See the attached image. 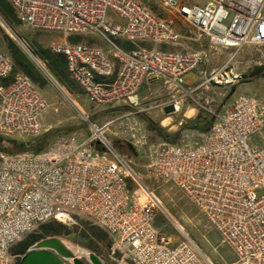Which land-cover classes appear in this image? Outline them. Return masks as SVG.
I'll return each instance as SVG.
<instances>
[{"label": "built area", "instance_id": "2783aa9c", "mask_svg": "<svg viewBox=\"0 0 264 264\" xmlns=\"http://www.w3.org/2000/svg\"><path fill=\"white\" fill-rule=\"evenodd\" d=\"M160 1L213 46L264 45V0ZM7 2L19 22L33 30L94 34L107 42L106 48L85 42L51 46L65 56L71 79L91 104H135L144 85L160 82L170 94L173 112L181 110L184 100H194L195 90L185 78L204 63L203 54L141 47L144 42L157 46L179 39L171 24L142 1ZM122 39L134 46V54H126ZM16 42L51 77L32 45L20 36ZM4 67H13V85H6ZM92 75H99L102 85L93 84ZM104 79H111V86H104ZM195 104L214 117L202 141L158 145L150 150L145 175L172 182L193 203L233 250L236 259L224 264H264V150L250 143L264 130V96H240L221 114ZM47 107L38 86L0 50V135L39 136ZM112 125L90 122L81 143L62 138L39 153L0 152V264H13L12 247L40 225L73 218L106 232L132 264H217L172 217L181 235L178 242L155 227L158 213L168 212L132 161L114 146ZM128 137L135 148L147 145L137 124ZM130 182L137 187L134 191Z\"/></svg>", "mask_w": 264, "mask_h": 264}, {"label": "rangeland", "instance_id": "374dc122", "mask_svg": "<svg viewBox=\"0 0 264 264\" xmlns=\"http://www.w3.org/2000/svg\"><path fill=\"white\" fill-rule=\"evenodd\" d=\"M140 1L168 21L178 33L177 42L160 44L165 50L203 54L204 63L185 80L190 89H193L196 84L205 83L209 90L205 86L201 87L196 91L200 93L198 97L194 92L192 94L194 100H184L181 104V110L177 113L173 112L169 106L170 100H137L135 104L95 106L87 100L76 84L77 89L73 88V90L83 96L77 98L72 95V100H70L58 87L57 79L49 71L46 63L40 58L46 65L51 77L38 69L23 53L16 42V36L25 38L34 50L36 44L44 50H51V46L55 43L73 42L75 40L59 33L33 30L18 20L12 23L0 12V50L11 55V46L25 55L39 70L41 83L45 85V88L50 91L54 98V100H47L45 97L48 107L42 116V133L36 137L0 135V152L6 150V153L12 154L10 140L29 142L33 149L43 148V151L49 149L62 138L81 143L88 135L90 122L101 126L113 121V125L109 129V137L114 146L132 161L143 183L154 191L168 212L158 213L155 218L156 228L162 234L170 237L173 243H176L180 240L181 235L174 224V219L217 264L230 263L236 259L233 250L221 242L219 234L211 228L193 203L172 182L147 177L145 165L150 150L155 149L160 144L192 146L202 141L206 133L192 129L188 120L193 117L189 118L187 117L189 114L185 115L189 107H196L199 113L203 111L196 106L195 102L215 114H221L223 108L230 107L234 100L240 96H264V45H245L240 48L213 46L206 36L201 35L187 21L166 10L160 0ZM89 36L92 35H78L76 37L79 38V41L95 42L97 45L108 47L107 42L102 37L89 38ZM257 69L258 75L256 76L254 72ZM43 92L47 93L45 90ZM207 94L216 100H205ZM203 112L212 116L206 111ZM133 124H137L147 136V145L144 147L135 148L129 142V129ZM151 126H154L155 130ZM250 143L264 150V130L254 134ZM28 152L36 153L35 151ZM136 188V185L130 182L131 191ZM45 224H49L51 229L44 238H60L83 260L87 259L88 253H94L102 259L104 264H132L114 246L112 239L106 232L84 219L73 218L66 223L49 221ZM34 232H40V229L38 228ZM27 236L21 241L27 242ZM35 242L34 240L28 241L26 248ZM17 244L12 247L11 253L18 252ZM19 259V257H13V264H17Z\"/></svg>", "mask_w": 264, "mask_h": 264}, {"label": "trees", "instance_id": "16d2710c", "mask_svg": "<svg viewBox=\"0 0 264 264\" xmlns=\"http://www.w3.org/2000/svg\"><path fill=\"white\" fill-rule=\"evenodd\" d=\"M0 12L2 15L10 22H15L17 19L16 14L12 6L7 2V0H0ZM19 21V20H18ZM11 56L14 60L15 65L24 71L34 82L41 81V74L37 68L32 64V62L21 52H18L13 47L10 46ZM35 51L38 56L46 63L49 71L54 75L58 82L64 83L69 87L75 86V82L71 79L68 73L67 60L62 54L54 53L52 50H44L36 44ZM258 69L254 72V75L257 74ZM214 122V117L206 114L205 112H200L195 118L189 119L188 124L194 130L200 131L202 133H207ZM155 130L154 126H151ZM161 131V130H160ZM12 147V154L35 151L36 153L42 152L41 149H33L30 146L29 142H19L15 140L9 141ZM6 152V150H3ZM40 232H33L28 234L27 240L38 241L45 237V235L50 233L51 226L49 224H42L39 226ZM28 242H19L18 252L24 254L26 251V246Z\"/></svg>", "mask_w": 264, "mask_h": 264}, {"label": "crops", "instance_id": "0c3cea01", "mask_svg": "<svg viewBox=\"0 0 264 264\" xmlns=\"http://www.w3.org/2000/svg\"><path fill=\"white\" fill-rule=\"evenodd\" d=\"M116 21H118V20H116ZM85 35H92V36H89V38H92V37H99L98 35H94V34H85ZM76 36H78V35H71V36H67V37H71V40H75V41H73V42H70V43H82L83 41H79V38H77ZM80 36V35H79ZM85 37H87V36H85ZM88 38V37H87ZM92 41H93V39H92ZM85 43H90V42H87V41H85ZM120 43H121V45L124 47V48H126V49H128V50H131V49H133L134 48V46L132 45V44H130L129 42H127L126 40H120ZM90 44H93V45H96V46H100V45H97L95 42H92V43H90ZM141 45V47H143V48H147V49H150V48H153V47H156L157 49H160V50H163V51H167V50H165L163 47H162V45H159V46H155V45H153V44H151V43H148V42H144V43H141L140 44ZM100 47H103V46H100ZM103 48H106V47H103ZM16 66V65H15ZM16 68L18 69V70H21V69H19L17 66H16ZM22 71V70H21ZM24 72V71H23ZM25 73V72H24ZM69 73V72H68ZM70 76V75H69ZM34 82V81H33ZM37 86H38V88L40 89V91H41V93L45 90V91H47V93H42V95H43V97L45 98V97H47V100H54V98L52 97V95H51V93H50V91L49 90H47V88H45V85L43 84V83H41V81L40 82H34ZM57 83H58V85L62 88V90L61 91H63V93L68 97V99H72V95L73 96H76L77 98L79 97V98H82V96L83 95H81V94H79V93H75V91L73 90V88H76L77 89V86L75 87V86H73V87H69L68 85H66V84H64V83H61V82H58L57 81ZM206 84L205 83H201V84H196V86L195 87H193V90H195V92L196 91H198L201 87H204ZM205 88L207 89V90H209V88H208V86H205ZM80 91H81V89H79ZM81 93H83L82 91H81ZM45 94V95H44ZM84 94V93H83ZM200 95V93L199 92H196V96L198 97ZM84 96H85V94H84ZM249 96V95H248ZM87 98V97H86ZM170 99V94H169V92L167 91V89L165 88V86L160 82V83H157V84H154V85H144L141 89H140V91H139V93H138V95H137V97L135 98V100H169ZM45 100H46V98H45ZM81 100H83V99H81ZM88 100V99H87ZM205 100H216V99H214L210 94H207V95H205ZM228 108V107H227ZM227 108H223V110L221 111V113H223L224 112V110L225 109H227ZM198 113H199V111L197 110V108L196 107H189L188 109H187V111H186V113H185V115H188L187 117H193V118H195L197 115H198ZM192 118V119H193ZM154 225H155V227H157L156 226V222L154 221ZM11 256L12 257H21L22 255H20V253L19 252H16V253H11Z\"/></svg>", "mask_w": 264, "mask_h": 264}, {"label": "water", "instance_id": "95a60500", "mask_svg": "<svg viewBox=\"0 0 264 264\" xmlns=\"http://www.w3.org/2000/svg\"><path fill=\"white\" fill-rule=\"evenodd\" d=\"M17 264H104V262L94 253H88L87 259L83 260L60 238L48 237L30 246Z\"/></svg>", "mask_w": 264, "mask_h": 264}, {"label": "bare ground", "instance_id": "6f19581e", "mask_svg": "<svg viewBox=\"0 0 264 264\" xmlns=\"http://www.w3.org/2000/svg\"><path fill=\"white\" fill-rule=\"evenodd\" d=\"M126 54H134V48L131 50L126 49ZM3 77L6 78V85H13V67H4ZM92 82L95 85H102V78L99 75H92ZM104 86H111V79H104Z\"/></svg>", "mask_w": 264, "mask_h": 264}, {"label": "flooded vegetation", "instance_id": "af4514ba", "mask_svg": "<svg viewBox=\"0 0 264 264\" xmlns=\"http://www.w3.org/2000/svg\"><path fill=\"white\" fill-rule=\"evenodd\" d=\"M26 241L28 242V241H29V239H28V240H26ZM30 246H32V245H30ZM30 246H29V247L26 249V251H27V250L30 248ZM26 251H25V252H26Z\"/></svg>", "mask_w": 264, "mask_h": 264}]
</instances>
